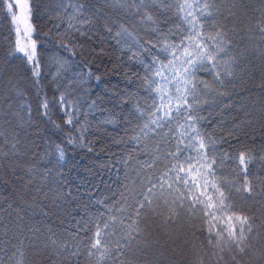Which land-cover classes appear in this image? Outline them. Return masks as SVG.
Wrapping results in <instances>:
<instances>
[{
  "label": "trees",
  "instance_id": "trees-1",
  "mask_svg": "<svg viewBox=\"0 0 264 264\" xmlns=\"http://www.w3.org/2000/svg\"><path fill=\"white\" fill-rule=\"evenodd\" d=\"M6 2L0 3V261L13 264V253L17 251L13 245L18 238L32 235L29 228H38L35 244L24 240L20 246L24 264H76V259L66 258V253L57 256L51 248L44 247L48 243L47 230L57 233L58 243L70 247L79 243L72 239L76 235L75 222L103 212V206L97 204L99 200L115 204L124 185L138 179L139 166L152 159L154 144L160 142L151 134L142 137L140 144L133 140L141 135L140 128L147 122L141 113H147L157 99L145 78H151L148 69L154 57L161 64H167L172 57L160 50L165 41L152 31L153 25L137 23L119 12L111 0H29L31 14L27 12L26 18L18 8L14 9L20 17L15 25L7 14ZM80 3L103 12L110 20L118 19L139 39L144 50L130 43L117 44L104 30V18L92 16L91 12L88 15L94 24L87 38L73 32L68 23L70 18L73 24L82 18L76 12ZM164 3L170 7L149 10L155 27L163 34L170 27L178 31L186 27L173 0ZM237 3L240 0H219L217 6L223 15L216 23L240 31L235 39L240 41L239 53L244 60L235 70L233 82L226 81L227 86L218 89L231 99L203 105L204 119L198 127L215 141L218 155L225 153L236 161L244 152L248 170L264 175V163L260 162L264 159V57L259 55L264 44L253 27L264 21L251 12L247 18L240 16L242 25L225 19ZM243 3L259 6L258 0ZM15 27L20 28L19 35ZM25 28L37 42L40 77L35 80L23 55L15 52L17 39L29 43ZM116 31L119 29L113 28V33ZM177 42L175 34L167 41ZM61 45L72 47L76 55L70 56ZM198 77L216 87L210 72L201 71ZM67 92L72 93L70 99L79 101L73 125L65 124L63 111L52 103ZM45 98L49 101L48 116L40 109ZM25 104L30 106V114L22 108ZM182 124L183 120H177L171 125L169 135H180L184 131ZM77 131L83 135L74 146L68 137H75ZM57 147L63 148V159L58 157ZM223 167L224 178L242 182L238 163L226 162ZM145 174L152 173L145 169ZM249 181L255 184L252 177ZM259 190L264 192V184L259 185ZM244 204L248 211L228 215H255L264 221V200L245 198ZM180 221L164 230L167 236L157 230L153 221L146 229L151 233L147 248L142 245L123 259L130 264H264V227L259 223L253 226L257 234L241 254L231 245L222 244L223 250L209 246L198 219L193 221L181 213ZM222 226L223 221L213 224L214 229ZM80 236L85 238L84 233ZM78 259L79 264H95L83 251Z\"/></svg>",
  "mask_w": 264,
  "mask_h": 264
},
{
  "label": "snow or ice",
  "instance_id": "snow-or-ice-1",
  "mask_svg": "<svg viewBox=\"0 0 264 264\" xmlns=\"http://www.w3.org/2000/svg\"><path fill=\"white\" fill-rule=\"evenodd\" d=\"M0 3H5V0H0ZM111 3L119 12L131 16L137 23L153 25L152 31L158 34L160 40L165 41L160 45V50L172 57L167 64H161L154 57L152 65L149 66L148 70L152 75L151 78H145V84L157 94V99L149 106L147 113H141L142 116H146L147 122L140 128L141 135L133 138L134 143L140 144L142 137L151 134L154 140L158 137L160 142L154 144L152 159L139 166L138 179L124 185L115 204L110 206L99 200L97 204L103 206V212H97L89 215L86 220L75 222L76 235L72 239L79 243H74L71 247L67 243H58L55 238L57 233L48 229V243L44 247L51 248L57 256L66 253V258L76 259V264H79L78 257L81 251L94 260L95 264H130L123 257L142 245L147 248L148 242L151 241V233L146 229L153 221L156 222L157 230L167 236L169 234L164 230L179 224L180 214L183 213L191 220L198 219L201 222L209 246L231 245L238 253H245L251 238L257 234L253 226L259 223L264 227V221H260L255 215L249 217L228 213L248 211L244 204L245 198L264 200V192L259 190V185L264 184V175H257L256 172L248 170L244 152L239 154L236 161L225 153L218 155L215 141L198 127L204 119L201 116L203 105L222 103L231 99L227 93L218 89L226 87V81L227 84L233 82L235 70L244 60L243 55L239 53L240 41L235 39L240 36V31L236 27L228 28L216 23L223 15L217 6L219 0H193L192 3H189V0L182 2L173 0L177 14L181 16L186 27L179 31L175 27H170L167 34H163L161 29L155 27L156 21L149 12L152 8L170 7L165 5L164 0H125L123 3L121 0H111ZM258 5V7L252 4L245 5L243 0H240V3L234 4L228 10L225 19H234L237 24L242 25L243 20L240 16L247 18L251 12L253 17L258 16L264 21V0H258ZM5 6L14 25L20 20L14 9L26 10L29 15L31 14V5L27 0L24 3H21V0H7ZM76 12L81 13L82 18L76 24H73L70 18L68 28L80 36L87 38V32L92 30L94 21L88 15L91 12L92 16L104 18V30L117 44L130 43L144 50L139 39L119 23L118 19L110 20L103 12L87 8L83 3L77 5ZM109 23L111 27L108 26ZM253 27L259 32L261 43L264 44V24L257 23ZM113 28H118L119 31L113 33ZM14 30L19 35L20 28L15 27ZM174 34L178 42L167 43ZM25 35L29 43H21L17 39L15 52L23 55L35 80L40 77L37 42L31 39L28 28H25ZM61 47L66 48L70 56L76 55L72 47L68 45ZM259 55L264 57V50H261ZM201 71L212 74L216 87L199 79L198 73ZM71 95V92L63 93L52 101L63 111L67 125L74 124V118L79 112L78 98L74 102L70 99ZM206 97L210 99H205ZM91 107H94V102ZM22 108L30 114V106L25 104ZM40 109L44 116H48L49 101L46 98L41 102ZM177 120H183L180 127L184 131L178 136L169 135L171 125ZM82 135V132L77 131L75 137H68V142L75 146ZM12 147L15 148L16 145ZM56 151L58 157L63 159V148L57 147ZM226 162L238 163L242 182L224 178L223 173L226 169L223 165ZM260 162L264 163V159ZM145 169L152 174H145ZM249 177L255 180V184L249 181ZM221 221L223 226L214 229L213 224ZM192 226L195 227V224ZM28 231L32 233L31 236L18 238L17 244L13 245L17 249L13 253V264H24L23 252L20 251L24 240H30L35 244L39 239L38 228H29ZM80 233H84L85 238L82 239ZM2 243L0 240V245ZM17 256L20 258L16 259Z\"/></svg>",
  "mask_w": 264,
  "mask_h": 264
},
{
  "label": "rangeland",
  "instance_id": "rangeland-1",
  "mask_svg": "<svg viewBox=\"0 0 264 264\" xmlns=\"http://www.w3.org/2000/svg\"><path fill=\"white\" fill-rule=\"evenodd\" d=\"M24 2H25V0H21V3H24ZM27 2L29 3V0H27ZM19 13H20V15H22L23 17L25 16V18H26V15H27L26 10L19 9Z\"/></svg>",
  "mask_w": 264,
  "mask_h": 264
}]
</instances>
